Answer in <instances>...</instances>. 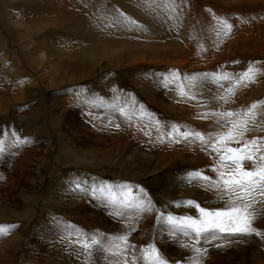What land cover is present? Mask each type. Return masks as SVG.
Returning a JSON list of instances; mask_svg holds the SVG:
<instances>
[{
    "label": "rangeland",
    "instance_id": "1",
    "mask_svg": "<svg viewBox=\"0 0 264 264\" xmlns=\"http://www.w3.org/2000/svg\"><path fill=\"white\" fill-rule=\"evenodd\" d=\"M249 65L254 82L234 88ZM253 102L246 140L264 138V0H0V264H145L150 244L167 264H264V203L259 235L167 220L198 219L189 200L229 205L195 175L215 181L219 157L172 125L214 140L227 131L214 113Z\"/></svg>",
    "mask_w": 264,
    "mask_h": 264
},
{
    "label": "snow or ice",
    "instance_id": "2",
    "mask_svg": "<svg viewBox=\"0 0 264 264\" xmlns=\"http://www.w3.org/2000/svg\"><path fill=\"white\" fill-rule=\"evenodd\" d=\"M222 24L226 29L225 34H227L232 26L227 21H222ZM257 71L252 65H249L235 80L233 87L254 82ZM218 79L227 80L231 77L228 74H223ZM178 87L181 96L189 95L182 84ZM189 98L193 99L194 97L189 95ZM221 99L227 102V96L221 97ZM258 107V103L253 102L247 109H241L239 112L214 113L218 117L217 123L223 122V126L227 128V131L217 133L214 140L211 138L206 140L204 134L200 132L185 131L177 125H172L171 131L167 133L168 137H183L184 139L195 137L201 143L208 144L210 153L219 157L215 167L218 174L215 181L202 173L197 172L195 175L210 183L220 193V199H226L229 202L228 207L223 210H209L201 207L195 201L189 200L187 203L198 209L199 218L194 219L191 216L176 218L169 215L167 220L173 228H178L181 231L191 230L197 238H204L205 234L214 235L217 232L231 235L260 234L253 225L256 218L253 205L264 203V138L244 139L249 130V124L256 122ZM207 115L205 113L204 117L206 118ZM2 144L3 142L0 141V151L3 150ZM233 144L237 146H232ZM246 161L252 163L251 169L244 167ZM101 191L103 192L104 189L101 188ZM108 195L114 202H119L126 207L136 208L139 211L148 210L145 207L146 201L138 197H131V193L122 194L118 198L116 193L109 188ZM4 232L5 227L0 226V234ZM118 241L126 244L127 237L121 236ZM83 247L87 248L88 244H84ZM116 247L119 248L120 244L117 243ZM122 251H126V248ZM142 251L145 264H167L154 245L150 244ZM197 252L199 253L200 249H197Z\"/></svg>",
    "mask_w": 264,
    "mask_h": 264
},
{
    "label": "bare ground",
    "instance_id": "3",
    "mask_svg": "<svg viewBox=\"0 0 264 264\" xmlns=\"http://www.w3.org/2000/svg\"><path fill=\"white\" fill-rule=\"evenodd\" d=\"M202 108H203V106H202ZM210 113V112H209ZM131 155H129L128 156V158L129 159H133V157L132 156H134V154L133 153H130ZM70 156H72L73 158H74V160L75 159H77L78 161L79 160H81V154L78 156V152H74V153H71L70 154ZM141 158V157H140ZM140 158H138L140 161L141 160H143L144 162H150V159H152V156H147V160H144V159H140ZM200 159V158H199ZM202 160V159H201ZM71 183V182H70ZM65 190H66V192H65V197H69L70 199H74V201L75 202H72L71 204H74V203H77L79 200H81V197H82V195H75V193H74V191L72 190H69V189H67V186L65 187ZM90 190V189H89ZM88 190V191H89ZM128 191V190H127ZM88 193V192H87ZM90 193V192H89ZM131 198V197H130Z\"/></svg>",
    "mask_w": 264,
    "mask_h": 264
}]
</instances>
